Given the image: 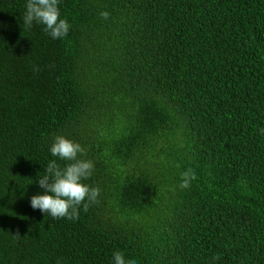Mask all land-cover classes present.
<instances>
[{"label": "trees", "instance_id": "16d2710c", "mask_svg": "<svg viewBox=\"0 0 264 264\" xmlns=\"http://www.w3.org/2000/svg\"><path fill=\"white\" fill-rule=\"evenodd\" d=\"M26 3L0 0V264H264V0H59L61 39ZM57 136L100 189L76 220L30 206Z\"/></svg>", "mask_w": 264, "mask_h": 264}, {"label": "clouds", "instance_id": "9594fccd", "mask_svg": "<svg viewBox=\"0 0 264 264\" xmlns=\"http://www.w3.org/2000/svg\"><path fill=\"white\" fill-rule=\"evenodd\" d=\"M59 0H27L26 12L23 23L26 28H31L33 22L44 26V31L52 39L65 37L71 25L66 19L60 18L58 7ZM103 19H108L109 13H100ZM264 133V129H261ZM54 157L68 163L61 168L55 161H49L43 175L38 181V186L43 189V194L30 197V206L34 210L49 215L53 219L67 218L76 220L79 217V206L83 205L85 211L89 206L98 203L100 189L82 183L91 177L94 163L81 157L86 155V149L80 143L69 140L63 136L55 137L49 148ZM181 189L190 187L191 181L196 179L192 169L185 170L182 174ZM87 201V202H85ZM19 236V231L16 232ZM114 264H133L125 261L120 252L113 253ZM214 260L219 256H214Z\"/></svg>", "mask_w": 264, "mask_h": 264}]
</instances>
